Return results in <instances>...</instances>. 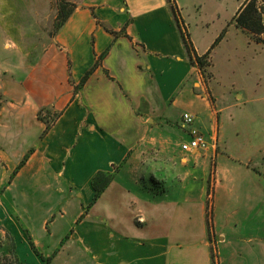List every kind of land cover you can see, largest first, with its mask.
<instances>
[{
	"label": "crops",
	"instance_id": "0c3cea01",
	"mask_svg": "<svg viewBox=\"0 0 264 264\" xmlns=\"http://www.w3.org/2000/svg\"><path fill=\"white\" fill-rule=\"evenodd\" d=\"M69 1L76 8L41 58L21 78L0 75V186L7 183L14 210L20 206L22 211L58 214L75 209L80 192L83 201L71 222L64 225L58 219L64 215L46 214L28 231L34 243L48 247L55 237L60 241L64 226L69 230L75 224L71 241L102 264L183 260L173 253V232L157 230L167 215L172 214L171 221H189L192 212L202 222L193 248L204 264H211L209 244H222L225 237L209 229L207 207L214 202L227 207L238 189L225 183L232 176L236 184L250 177L251 201L264 207V172L251 166L264 163V118H247L264 114L254 107L264 102V43L231 24L245 0H174L179 24L198 56L210 53L223 32L213 51L232 78L229 102L191 66L167 0ZM64 85L72 90L66 100ZM227 104L250 106L238 115L242 124L232 116L231 124L223 119L231 108ZM44 107L60 116L43 135L38 112ZM183 113L196 117L195 127L211 144L206 153L180 150L189 139ZM26 155L25 165L8 182ZM98 172L111 175L112 181L91 205V181ZM209 175L214 180L210 201ZM98 204L103 205L100 220L90 213ZM149 224L148 233L136 231H147ZM246 243L264 264V239Z\"/></svg>",
	"mask_w": 264,
	"mask_h": 264
},
{
	"label": "rangeland",
	"instance_id": "374dc122",
	"mask_svg": "<svg viewBox=\"0 0 264 264\" xmlns=\"http://www.w3.org/2000/svg\"><path fill=\"white\" fill-rule=\"evenodd\" d=\"M58 2V0H0V75L2 77L21 78L24 71L44 54L49 44L52 43L53 36L57 33L56 17L58 14ZM222 34L223 32L219 37ZM219 37L215 39V43L209 48L210 53L206 60V64H208V61H211V70L209 67H206V70H204L206 74H204V71L196 69L201 75L203 74L204 79L207 80L210 78L208 83L210 89L218 96L225 95V99L229 102L228 100L231 96L228 90L233 89L230 83L232 78L229 79V74H226L227 69L222 62L220 63L218 61L219 55L213 51L224 36L222 38ZM235 72H237V69ZM207 75L210 77L208 78ZM65 77H67V85H71L69 73H65ZM67 85H64L63 88V97L65 100L70 97L72 91H68L66 88ZM236 86L238 87V85ZM227 106L231 108H228L224 113L223 119L227 117L228 124H231L232 121L229 119V116H232L233 122L239 125L242 124L243 120L238 115L244 114L245 112L243 113L242 111L249 109L250 106L241 108H234L232 107L233 104H227ZM254 107L264 109V102L255 104ZM260 112L261 115L258 117L247 116V118L253 121L255 119L263 120L264 114L262 111ZM56 113V111L52 110V114ZM42 117H47L48 121L53 119V117L49 118L45 113H42ZM215 133H213V136L216 135ZM220 147L223 148L221 142ZM215 149L217 151V148ZM213 162L214 159L212 156L211 164ZM251 166L264 172V163H254ZM21 168H16L13 171L8 182L12 180ZM211 177L209 175L207 193L209 201L213 189L212 185L214 184V180L212 182ZM236 178V176H232V180L224 185V187L235 188L237 186L238 188L236 189V194L228 202L229 205L227 207H219L214 202L213 208L209 210V202L207 204V225L209 229L225 237L222 244H209L211 264H261L262 262L261 259L256 258V256L250 253L251 247L253 248V246L246 243V241L248 238L257 236L264 239L262 237L264 236V207L257 206L251 201L255 196L248 192L254 187L250 177L243 178L244 183L240 181L239 184H236ZM151 182L161 185V182L157 180H147L148 184ZM6 185L7 183L3 187L0 186V221L4 229L13 236L18 256L24 263L102 264L101 262L92 260L91 253L85 252L83 245L77 246L71 241L72 233L76 228L75 224L69 230L66 226L61 229L63 237L59 242H56L58 238L55 237L48 244V247L43 243H34L28 229L36 228L35 224L40 221L42 216L46 214L56 215L58 214V210L52 213L32 210L22 211L20 206L19 209L16 207L14 210L11 205L12 202L9 201V197L6 194ZM81 201H83V196L78 192L75 199V203H77L76 208L71 211L60 212L59 214L64 216L62 219L58 218L59 221L64 225L71 222L74 216H76V213H78L76 211L79 210V203ZM232 201H234V204ZM100 211H103L102 204L95 206L90 213L93 216L97 214L96 218L100 220L102 217ZM85 214L86 211L79 216L76 224L84 219ZM192 214L191 212L189 221H183L179 218L171 221L173 220L172 214L167 215L166 221L157 230V233L162 232L166 234L167 232H173L171 235L173 253L180 255L183 259L176 262V264H191L193 262L196 264H204L203 257H199V254L196 252L199 249L196 247L193 248V243L200 236L202 222L198 221L195 215L192 217ZM168 223L170 227L167 226ZM106 224L110 226L108 222ZM147 227V231H144L142 227L136 231L148 233L151 229V224ZM115 232L111 228L110 235H115ZM126 233L132 236L127 229ZM0 238L3 245L10 243L4 232L0 231Z\"/></svg>",
	"mask_w": 264,
	"mask_h": 264
},
{
	"label": "trees",
	"instance_id": "16d2710c",
	"mask_svg": "<svg viewBox=\"0 0 264 264\" xmlns=\"http://www.w3.org/2000/svg\"><path fill=\"white\" fill-rule=\"evenodd\" d=\"M58 14L56 17V28L57 32L65 25L67 20L70 18L72 13L74 12L76 6L70 1L67 0H58ZM170 5V9L174 16L177 28L179 30V34L183 43V46L187 52L189 62L192 67H196L202 71L206 70V67L210 68V61L206 64V60L208 59L209 52L203 56H198L193 48V45L189 39L188 34L179 24L177 15V7L175 5L174 0H167ZM262 2V4H261ZM231 24L235 26L240 32L245 34L251 40L256 43H264V1L262 0H245L241 5L235 16L231 20ZM101 25V24H100ZM108 33L115 35V32L110 30L104 25H101ZM223 37V34L220 38ZM96 66V65H95ZM88 72L81 81V85L85 83L88 75ZM206 74V71H204ZM203 75V74H202ZM209 78L210 76L207 75ZM4 102V98L0 94V109ZM42 113L48 115V117H53L50 121L47 120V117H42ZM60 113L52 114V110L49 107L41 108L38 112V119L43 122L45 125V130L43 135L46 134L52 124L59 118ZM28 159V155L24 157V159L18 165V168H21L26 160ZM112 181V176L103 172H98L91 181V187L94 191L93 201L91 203L94 204L101 196L103 191L108 187L110 182ZM0 231L5 233L6 238L9 239V244H4L0 238V264H26L24 263L18 256L16 251V245L13 239V236L6 230L1 224L0 221Z\"/></svg>",
	"mask_w": 264,
	"mask_h": 264
},
{
	"label": "built area",
	"instance_id": "2783aa9c",
	"mask_svg": "<svg viewBox=\"0 0 264 264\" xmlns=\"http://www.w3.org/2000/svg\"><path fill=\"white\" fill-rule=\"evenodd\" d=\"M195 120L196 117L190 113H183L181 116V123L189 136L187 141L179 145L183 153H190L193 150L206 153L211 148L209 140L195 127Z\"/></svg>",
	"mask_w": 264,
	"mask_h": 264
}]
</instances>
